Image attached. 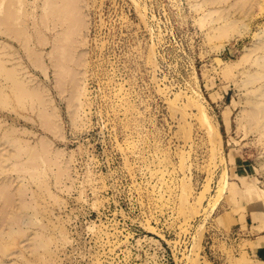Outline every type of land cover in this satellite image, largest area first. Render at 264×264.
I'll list each match as a JSON object with an SVG mask.
<instances>
[{"label":"rangeland","instance_id":"obj_1","mask_svg":"<svg viewBox=\"0 0 264 264\" xmlns=\"http://www.w3.org/2000/svg\"><path fill=\"white\" fill-rule=\"evenodd\" d=\"M76 1L60 92L44 0H0V264H260L264 0Z\"/></svg>","mask_w":264,"mask_h":264},{"label":"bare ground","instance_id":"obj_2","mask_svg":"<svg viewBox=\"0 0 264 264\" xmlns=\"http://www.w3.org/2000/svg\"><path fill=\"white\" fill-rule=\"evenodd\" d=\"M82 21L83 20L81 19V14L76 0H44L43 12L41 14L42 26L47 29L49 23L52 22L54 27H61V31L56 34L53 44L46 52L48 61L53 68L55 88L60 92L64 91L65 82L67 78H69L70 67L68 61L71 57V49L74 48V36L82 26ZM38 41L42 46L47 45V39L42 35H39ZM28 52L29 60L34 68L47 75V66L43 60L42 51L38 52L32 47H29ZM241 62H243V60ZM78 93V87L73 86L69 93L71 95L67 104L68 108H75V102L78 100L77 98L79 96ZM200 113L204 116L205 126L203 127L206 128V133L208 134L210 141L215 143V140H218L219 143H221V134L219 130L213 126L204 110H200L199 114ZM45 129L49 130V132L53 134H56L59 132L60 127L58 124L53 123L51 127H45Z\"/></svg>","mask_w":264,"mask_h":264},{"label":"crops","instance_id":"obj_3","mask_svg":"<svg viewBox=\"0 0 264 264\" xmlns=\"http://www.w3.org/2000/svg\"><path fill=\"white\" fill-rule=\"evenodd\" d=\"M261 214L264 216V210L261 211ZM261 218L262 220L254 222L251 218V212L248 210L246 212L244 223L246 240L249 243H252V246L248 243L247 252L250 255H256L259 259V263L264 264V217L261 216ZM236 223V225H242L240 222Z\"/></svg>","mask_w":264,"mask_h":264}]
</instances>
